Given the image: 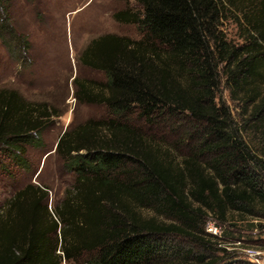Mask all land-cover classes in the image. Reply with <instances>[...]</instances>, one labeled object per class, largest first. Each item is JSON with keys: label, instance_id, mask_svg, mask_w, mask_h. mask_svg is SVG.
Returning a JSON list of instances; mask_svg holds the SVG:
<instances>
[{"label": "trees", "instance_id": "16d2710c", "mask_svg": "<svg viewBox=\"0 0 264 264\" xmlns=\"http://www.w3.org/2000/svg\"><path fill=\"white\" fill-rule=\"evenodd\" d=\"M131 1L137 11L113 18L140 39L99 37L80 60L104 83L93 95L80 84L75 98L103 105L108 118L58 138L54 152L74 176L59 205L48 211L47 188L33 184L6 201L0 264H249L220 245L228 231L216 239L203 226L210 218L233 227L231 214L264 220V0ZM228 10L244 33L240 45L219 29ZM221 75L241 98L239 124L217 97ZM48 117L44 105L1 90L0 152L21 163L25 146H40ZM160 129L176 137L166 147L178 162L149 135ZM134 205L173 224L143 222ZM256 224L255 248L264 251ZM165 236L208 254L180 252Z\"/></svg>", "mask_w": 264, "mask_h": 264}, {"label": "rangeland", "instance_id": "374dc122", "mask_svg": "<svg viewBox=\"0 0 264 264\" xmlns=\"http://www.w3.org/2000/svg\"><path fill=\"white\" fill-rule=\"evenodd\" d=\"M124 10L135 12L137 6L131 0H5L4 5L0 4V91H14L29 104L44 105L50 115L39 135L40 146H25L21 163L0 152V213L6 201L27 184L47 188L48 211L53 205H59L63 192L74 185V176L64 170L54 147L65 131L87 121L108 118L103 105L75 98L80 84L93 95L104 83L100 72L84 66L80 60L91 41L99 37L140 39L135 26L113 18L115 13ZM224 18L219 29L225 39L233 45L242 44L244 33L233 10H228ZM224 80L221 75L217 97L227 106L233 121L239 124L245 118L241 98L232 93ZM149 135L163 152L179 161L176 152L166 147L176 137H168L165 129L154 134L151 131ZM244 136L248 144L256 145L255 135L247 133ZM133 209L143 222L163 227L173 224L149 209H137L135 205ZM228 222L233 227L222 226L221 229L228 231V237L221 246L229 249L235 240H241L245 246H257L254 243L258 239L257 232L251 230L250 224L264 226V220L240 219L231 214ZM163 239L171 246H178L180 252L208 254L200 246L191 245L186 238L165 236ZM209 253L216 259L221 256L213 250ZM230 253L244 260L237 251Z\"/></svg>", "mask_w": 264, "mask_h": 264}, {"label": "built area", "instance_id": "2783aa9c", "mask_svg": "<svg viewBox=\"0 0 264 264\" xmlns=\"http://www.w3.org/2000/svg\"><path fill=\"white\" fill-rule=\"evenodd\" d=\"M203 231L206 235L220 239L222 236V229L221 227L216 224V222L210 218H208L203 226ZM264 240V229L262 233V237ZM231 248H225L226 251H237L242 256L243 259L248 262L249 264H264V252L260 249L245 246L241 240H235L231 244Z\"/></svg>", "mask_w": 264, "mask_h": 264}]
</instances>
